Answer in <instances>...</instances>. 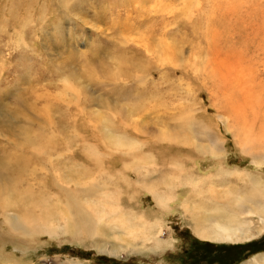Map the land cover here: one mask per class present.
Masks as SVG:
<instances>
[{
  "label": "rangeland",
  "instance_id": "obj_1",
  "mask_svg": "<svg viewBox=\"0 0 264 264\" xmlns=\"http://www.w3.org/2000/svg\"><path fill=\"white\" fill-rule=\"evenodd\" d=\"M186 1L191 0H104L103 2L89 0L87 4L78 3L79 8L76 6L75 11L73 8L70 9L71 11H67L74 20L72 24L68 25L69 27L65 23L63 24L65 25L63 28L65 33L59 36L54 33L53 23L57 20L60 23L59 21L64 19L63 16L59 15L58 6L62 4L60 0H0V29L2 28L0 30V118L2 121L14 122L18 125L27 124L24 118L30 112L26 108L28 107L30 110L29 107L31 106L28 104L34 101L32 96L35 95V92L44 93L48 97L50 95L53 102L47 101L48 104L50 103L48 105L46 99L39 100L40 102H36L37 109L30 115L36 114L46 117L45 115L50 113L51 117H57V111L52 110L55 109V105L61 106L67 101L76 100V94L81 93L80 96L87 98L88 108L85 115L90 120L88 124L77 126L75 129L68 127L65 130L68 132L66 134L62 132L63 134L61 133L59 137H52L51 139L58 141L59 144L64 142L62 145H58L54 151L51 150L52 152H49L47 141L55 129L49 125L43 126L37 133L47 135L45 137L47 141L45 140L44 143L48 145H36L35 148L40 152L45 148L46 151L49 150L46 155H43L46 157L39 158L35 154L34 146L28 145L23 150L9 147L13 149L12 155L16 153L20 159H26L25 164L14 166H24V169L20 171L12 168L13 156L8 153V150L1 154L0 171L9 169L10 173L13 174L8 176L12 183L2 178L0 185L10 190L11 195H14L13 200L23 188L24 190L27 189L25 187H28V182L32 185L34 183L33 186L36 187L34 191L37 190L36 194L39 195L38 182H43L42 180L47 182L44 175L46 171L50 173L47 167L51 163V159L54 160L55 164L57 163L58 169L53 170L51 163L49 170L53 173L54 171L61 173V177L64 176L65 178L64 180L72 179L69 176L75 177L77 183L76 185L71 183L70 188L72 190L78 188L81 191L79 195H84L80 201L84 202V207L88 206L92 210H108L110 208L109 205L104 206L100 202L98 204L97 201H100L99 196L101 197L103 194L101 191L108 192V199L109 194L116 193L118 182L115 174L118 171L120 174L122 173L124 178H129L132 184H137L136 180L139 175L133 169V165L138 163L134 161L137 155L138 158H143V162L139 161V163L149 169L150 173L144 176L147 179H161L162 174L164 177H177L181 171L176 166L166 165V162L163 161L180 158L185 161L186 170H190V173H194L195 176L202 175L201 178L205 181L207 188L215 183L216 187L214 188L217 191L226 187L223 185L222 179L227 180V182L232 181L231 187L238 189L239 192H244L245 186L243 182L237 180L236 176H229L220 171H236L237 174L240 172L247 174L245 171H248L259 180L262 179L264 183V165L255 166L252 163V158L241 151L236 140H234L233 133L223 123L216 124V116L223 107V101L220 99L221 102H219L216 99L219 103L214 102L215 99L210 96V92L203 85L201 79L195 78L191 72L189 75L186 74L181 67L163 63L160 59V69H156L155 59H153L156 56L146 52L145 43L151 49L157 47L159 43L160 47L163 45L171 46L174 53L176 52L177 56L185 57L184 59L195 55V53L198 54L202 51V47L213 49L209 48L210 45L206 43L199 32L200 28L198 27L203 25L200 22L203 23L204 18L199 15V17L196 16L197 19L195 17L192 22H188L184 17ZM195 1L200 2L202 0ZM44 7L50 8L44 12ZM41 15L47 19L44 24L45 29L38 31L36 35H32L36 25L41 24L39 23V16ZM56 16H60L62 19H58ZM64 20L62 21L64 22ZM23 22L26 23L24 26L26 41L31 45L32 42L33 44L37 43L39 49L34 50L33 47L29 49L22 43L20 46L17 45V40L20 37V34L17 35V33L21 31ZM3 25L5 26L4 29L1 27ZM29 26L32 28L30 29ZM241 34L245 36L243 30H241ZM263 42L260 41L262 46H264ZM211 47L213 46L211 45ZM246 47L249 48L247 52L249 51L250 56L254 49H258L254 45V48ZM257 51L261 50L258 49ZM162 55L163 51L160 50V57ZM199 56L198 54L197 57ZM120 61L126 63L125 69L129 74L128 78L125 77L126 80H129L127 83L129 86L126 88L125 85L127 84H119L121 81L115 70L118 68L115 67L116 64ZM259 61L262 63L259 69L264 68L262 53H260ZM41 64L46 68L42 72L38 70V66ZM263 70L260 73L261 78L264 79ZM36 74H41L42 78H38L39 76ZM137 76L147 77L142 81V84L135 81ZM44 94L39 96L44 97ZM139 94L143 98L159 95L160 106H163L161 111L159 110L157 113L144 108L138 122L140 128L123 127L118 121L114 123L116 132H124L136 140L140 139L145 142L135 152L127 151L125 148L121 149L124 151L123 153L118 152L115 149L120 147L113 145L107 138L111 132L102 122L97 121V115L101 114L108 119L117 120L118 118L110 108L112 106L116 109L122 108L127 105L126 101L129 103L133 98L140 97ZM260 95L264 96V93H260ZM17 97H20L19 100L27 101L31 98L32 100L30 103L29 100L24 102V105L18 103V100H14ZM3 104L10 107V112L6 113L7 115H3L1 108ZM130 104L132 103L130 102ZM191 108L195 109L194 115L188 116L191 114L189 112ZM124 110L125 108L122 111ZM91 115L95 118L97 126L91 124ZM185 118L201 121L205 125L214 127L216 136L224 140L225 156L221 163L216 156L211 155V153L203 154L200 149L192 145H172L168 142H161L157 138L162 126L171 127V125ZM71 148L74 150L72 151ZM88 150L98 153L91 154L89 152V154L87 153ZM39 155H42V152ZM47 158L50 160H46ZM67 165L69 168L66 167ZM59 167L63 171H60ZM19 176L23 177L21 178L24 179L25 184H22L23 181L18 178ZM48 180L54 182L50 175ZM4 184L6 185L4 186ZM93 184L103 187L102 190L99 187L101 194L98 193V197V194H95L87 198L85 189L98 186ZM8 185L15 190L7 187ZM52 187L51 190L46 187V191L50 190L55 195L58 190ZM121 189L124 191L121 196L123 203L120 202L122 206L117 205V209L123 208L124 211L132 213L129 215L130 218L133 215L145 213L144 216L148 220H160L161 239L172 237L174 239L172 246L164 249L155 247L154 249V242L151 240L155 239L146 241L148 247L144 244L139 245L138 242L142 239L132 240L130 236L124 234L123 230H120L123 233L119 230L115 232L114 224L108 220L98 225L100 234L96 235L95 240L91 238L82 241L75 240L69 232L60 235L55 234V236L45 234L41 237L37 236L28 249H15L13 244L3 238L2 235L0 237V264H18V261L20 264H69L70 262L74 264H241L249 262L257 255L264 256V235L247 242L204 240L195 235L188 222V217L183 213L185 207L190 209L192 202L186 200L190 194L186 190L189 189L188 186L176 189L179 200L175 197L168 208L159 207L154 197L145 191L144 187L134 193L137 200L130 199L132 188L124 180L120 184ZM42 190L45 191V188ZM64 196L62 198L65 199ZM56 199L53 198L54 201L49 203L53 213L57 209L59 211L64 209L67 204L66 201L64 205L63 203L60 205V199ZM11 207L14 208L13 202H11ZM72 207L71 205L70 211ZM255 219L257 221V218ZM137 221L140 219L136 218ZM2 223L3 219L0 216V224ZM4 227L3 231L8 228ZM118 243L121 245L115 249L116 245L114 244ZM103 246L106 247L105 251L101 250ZM112 248L117 252H113ZM13 254L15 257L10 258V255Z\"/></svg>",
  "mask_w": 264,
  "mask_h": 264
},
{
  "label": "bare ground",
  "instance_id": "obj_2",
  "mask_svg": "<svg viewBox=\"0 0 264 264\" xmlns=\"http://www.w3.org/2000/svg\"><path fill=\"white\" fill-rule=\"evenodd\" d=\"M60 1L62 4L58 6L60 9L59 15L63 16V18L67 20L60 18V16H56L58 19L60 18L64 20V22L60 20V23H58L57 20V22L53 23V27H55L54 33L56 35L62 36V34L65 33L63 30L65 25L63 24L65 23L66 26H68L72 24L74 20L73 16L67 11L71 8H73V11H75L78 3L87 4L89 0ZM103 1L104 0H100V2ZM48 8L50 7H44V12H47L46 9ZM77 8H79V6H77ZM184 13V17H186L188 22H192L194 18L196 16L199 17V15H201L200 17L204 18L203 23L200 22V24L203 25L198 27L201 29H199V32L203 36V39L206 40V43L210 45L209 48L213 49L210 50L206 47H202V51L198 52L200 55L199 57H197L198 54L195 53V55L193 54L192 56L184 59L185 57L183 56H177L176 52L174 53L171 46L163 45L160 47L159 43V45L157 44V47L151 49L150 46L145 43L144 46L146 48V52L156 56L153 58L155 59L154 65L156 63V69H160L161 59L163 63H170L175 67H181L186 74L189 75L191 72L195 78L198 77L201 79L203 85L210 92V96L215 99L214 102H218L216 99L219 100V102H221V100L223 101L222 106L224 108L222 107L217 113L216 124L219 125L218 123H223L225 127L233 133L234 140H236L237 145L244 154L252 158V163H254L255 166L260 167L261 165H264V96H261L262 94L260 95V93H264V79L261 78L260 73L264 68L259 69V66L262 65V63L259 61L260 53H262L264 58V46H262L260 43V41H264V0H202L200 2L191 0L185 2ZM46 21L47 19L43 18V15L39 16V23H41V26L36 25L32 35H36L38 34V31L45 29L44 24ZM23 23L21 31H19L20 29L17 30L19 31L17 35L20 34V37L18 36L19 38L17 40V45L20 46L22 43L29 49H31V47H33L32 49L34 50L39 49L36 45L37 43L33 44L32 42L31 45L28 41H26V30H24L26 23ZM1 27H3V29L5 28L4 25ZM29 27L30 29L32 28L31 26ZM241 30L244 31V37L241 34ZM261 33H263L262 36ZM211 45L213 47H211ZM253 45L256 48L258 47V49L261 51L258 52V49H254L253 54L250 56V53H248L249 51L247 52V49L249 48L246 46L254 48ZM160 50L163 51V55L161 57ZM125 65L126 63L120 61L115 66L118 67L115 68V70L116 74L119 76V80L121 81L119 84L122 85L129 82V80L125 79V77L128 78L129 75L125 69ZM45 69V66H42V64L41 66H38V70L40 72L44 71ZM37 76H39L38 78H42L41 74H38ZM146 77L147 76H137L135 81L137 83H142ZM128 86L129 84L125 85V88ZM34 94L35 95L32 96V98L34 97V101L30 103L32 98L31 100L27 99V101L29 100L30 103L28 105L31 107H29L30 110H28V107L26 109L31 114L37 109L36 102L39 100L46 99V102H53V98L50 97L48 93L46 94H48L49 97L47 95L45 96L44 93L38 94L35 92ZM40 94H44V97H40ZM80 94L81 93L76 94V100L67 101L66 104L61 105L63 107L55 105V109L52 110L57 111V117H51L50 113L46 114V117L38 116L36 114L30 115L29 113L26 114L24 118L27 122L25 125H18L14 122L7 123L2 121L0 118V156L4 151L7 150L8 153L12 155L13 149L9 147L23 150L28 145L34 146L35 148L36 145L45 144L44 141L46 140L45 137L47 135H41L37 133L45 125L53 126L55 129L49 136L48 141L46 140L49 144L48 149L50 150L47 151L52 152L51 150L54 151L56 148H58V145H62L64 143L63 141V143L59 144L58 141L52 140L51 138H57V136L59 137L62 132H65L66 134L67 131L65 130L68 127H73L75 129L77 126L86 125L88 122H90L88 117L85 115L88 108L87 98L86 96L83 98V96H80ZM140 97L133 98V100L130 101L132 104L126 101L127 105L119 109L113 108L112 106L110 110L118 118L117 120H113L111 118L108 119L105 115H97V121L102 122V124L105 125L111 132V135H107V138L113 145L115 144L120 147L119 149H115L118 152L123 153L124 151L121 150L122 148H125L130 152H135L140 146L145 144V142L140 139L136 140L134 137H130L124 132H116L114 123L118 121L123 125V127L133 126L138 128V122L144 108H147L148 110L151 109L157 113L159 110L161 111V107L163 106H160L161 102L159 95L148 98H143L141 95ZM19 98L20 97H17L14 100H18V103L20 102V104L27 102L24 100H19ZM1 108L2 112L4 113L3 115H7L6 113L10 112V107L7 105L3 104V107ZM124 108L125 110L122 111ZM194 111L195 109L191 108L189 110L191 114H188V116H193ZM3 118L5 117L3 116ZM91 124L97 126L93 115H91ZM94 128L96 129V127ZM214 130V127L205 125L201 121L185 118L182 121L171 125V127H167L166 125L162 126L160 128V133L158 134L159 137L157 138H159L161 142H168L172 145H192L195 148L200 149L203 154L211 153V155L216 156L217 159H219L218 161L221 163L225 156V150L223 147L224 140L218 138L214 133ZM71 144L72 143L70 142V145ZM37 149L39 148L37 147ZM73 150L74 149H72V151ZM47 151L45 148L41 151L42 155H39L41 152L35 148V154L39 158L46 157L43 155H46ZM89 152L92 154L97 151L92 152L88 150L87 153ZM86 155L88 156V154ZM12 156V168L16 169L17 171L24 169V166H14L25 164L26 159H20L19 155L16 153ZM138 157L139 156L137 155V157L134 158V161L138 163L133 165L134 171L139 175L137 176L136 180L137 184H132L129 178H124V176L121 175L122 173L120 174L118 171L119 174H115L117 175L116 181L118 182L116 184L117 191L116 193L113 192L109 194V199L107 191H101L103 194L101 197L99 196V194H101L99 193L100 189L102 190L103 187H100L98 184H93L98 186L88 187L85 189L87 198L99 193L97 195V197L99 196L100 198V201H97L98 204L102 203L104 206L109 205L110 208L108 210H92L88 206L84 207V202L80 201L81 197H84V195H79L81 191L78 188L72 190L69 186L71 183H75L76 185L77 180L73 176H69V178H72L70 180H64L65 178L64 176L63 178L61 177V173L54 171V173H57L54 174L51 172V170H49L51 163V168L53 167V170L58 169L57 163L55 164L54 160L52 159L51 163L47 161L49 163L47 170L50 172L48 173L46 171V176L44 175V177L47 179V182L46 180H42L43 182H38L40 190L38 191L39 195L36 194L37 190L36 192L34 191L36 189V187L33 186L34 183L32 185L27 181L28 187H25L27 189L24 190L23 188V190L18 192V194L15 196L16 198L13 200L12 198L14 195H11L10 190L5 189L6 187L0 185V216L3 219V223L0 224V232L4 230V226L8 227L5 231H3V233L0 234V237L3 235V238L9 240L15 249H28L37 236L41 237V235L45 234L55 236V234L60 235L61 233L64 234L65 232H69L75 240L82 241L86 238L95 240L96 235L100 234L98 225L111 220V222L114 224L113 228L116 230L115 232H118L117 230H123L124 234L130 236L132 240L142 239V241L139 240V245H146V241L155 239L151 240L154 242V249L155 247L164 249L168 246H172L174 241L172 237L161 239L160 220H148L144 216L145 213L141 215H133L134 217L132 216L130 218L129 215L132 213L124 211L123 208L117 209V205L122 206L120 202H122L121 196L124 191L122 189L120 190V184L123 180L129 183L130 187L132 188V191L130 192L131 200L136 199L134 193L140 191V189L144 187V190L154 197L159 207L162 206L163 208H168L170 202L174 200L175 197H177L179 200V194L177 195L176 193V189L178 187L181 188L188 186L189 189L186 190L187 192L189 191L190 194H188L186 200L192 202L190 203V209H188L189 207H185L183 213L188 217V222L192 226L195 235L201 239L220 242H247L264 235V183L262 179L259 180V178L254 177L251 172L245 171L247 174H242L243 172L237 174L236 171H220L222 173H226L229 176H236L237 180L243 182L245 186L244 192H239L238 189L231 187L232 181L227 182V180L222 179L223 185H226V187L223 190L217 191L214 188L216 187L215 183H212V185L207 188L205 186V181L201 178L202 175L195 176L194 173H190V170H186L187 166L185 161L180 158H174L170 161H163L166 162V165L171 164L173 167L176 166L179 171H181V174L177 175V177H164L162 174V176H160L161 179L158 178L159 180L157 178H144V176L150 172L147 167L139 163V161L143 162V158ZM46 160L50 159L47 158ZM77 165L80 166L81 164ZM66 167L69 168V165ZM74 170L75 169L73 168V171ZM60 171H63L62 168ZM51 173L53 174L52 176ZM12 174L13 173H10L9 169L6 171H0V182L3 178L12 183L11 179L8 177ZM49 175L50 178L54 180V182H50L48 180ZM21 177L22 176H19L18 178L23 181V184L25 181L22 179L23 177ZM6 184H4V186ZM42 185L43 188H45V191L42 190ZM7 187H9V185ZM46 187H48V189L50 188V190L51 187L53 189H57L58 192L53 195L50 190L46 191ZM9 188L14 189L12 187ZM63 196L65 199L62 198ZM53 198H57L58 200L60 199V205L61 203L64 205L67 201L65 208L60 211L57 209V211L55 210L53 213L49 205ZM11 202L14 203L13 209L11 207ZM71 205L73 207L70 211ZM55 208L57 207L55 206ZM136 218L140 219V221L136 222ZM255 218H257V221ZM120 232L123 233L122 231ZM114 245H116L115 249H117V247H119L121 244L118 243ZM98 247L101 246L98 245ZM112 249L113 252H117L114 248ZM101 250L105 251L106 247L103 246ZM10 256V258L15 257L14 254ZM18 264H20L19 261ZM69 264L74 263L70 262ZM241 264H264V256L257 255L253 259H250L249 262H243Z\"/></svg>",
  "mask_w": 264,
  "mask_h": 264
}]
</instances>
